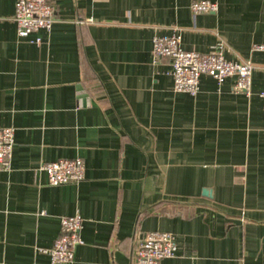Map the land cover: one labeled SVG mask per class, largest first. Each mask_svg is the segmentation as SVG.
I'll return each instance as SVG.
<instances>
[{"label": "crops", "instance_id": "crops-1", "mask_svg": "<svg viewBox=\"0 0 264 264\" xmlns=\"http://www.w3.org/2000/svg\"><path fill=\"white\" fill-rule=\"evenodd\" d=\"M17 0H0V128H14L0 172V264H50L60 219L80 214L71 264H135L138 238L170 232L161 264H264V0H51L49 32L19 37ZM179 35L185 51L217 42L251 61L249 96L200 77L177 93L152 39ZM36 39L40 43H36ZM80 158L85 179L50 186L45 163Z\"/></svg>", "mask_w": 264, "mask_h": 264}, {"label": "built area", "instance_id": "built-area-1", "mask_svg": "<svg viewBox=\"0 0 264 264\" xmlns=\"http://www.w3.org/2000/svg\"><path fill=\"white\" fill-rule=\"evenodd\" d=\"M190 11L195 15L215 13L217 3L209 0H192ZM13 21L19 37H27L39 30L49 32L55 22V6L51 0H17ZM36 43H40L36 39ZM253 52L264 57V43L254 44ZM225 45L222 41L215 44L212 52L201 54L185 51L180 47L179 35L155 36L152 39V54L155 60L168 58L173 80V90L196 96L199 92L200 77L207 75L221 85L225 79L235 77L233 91L249 96L254 64L247 60L231 62L224 57ZM264 113V87L260 92ZM14 146V128H0V172L9 171ZM39 171L47 176L50 186L78 184L85 179V167L80 158L61 159L45 163ZM83 219L80 214L60 219V232L50 248H40L38 252L46 254L50 264H71L74 250L83 244L81 238ZM177 251V242L170 232L152 231L137 239L133 257L135 264H161L164 259L173 258Z\"/></svg>", "mask_w": 264, "mask_h": 264}]
</instances>
